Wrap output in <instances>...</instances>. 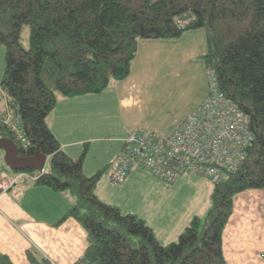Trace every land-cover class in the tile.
<instances>
[{
    "label": "trees",
    "instance_id": "obj_1",
    "mask_svg": "<svg viewBox=\"0 0 264 264\" xmlns=\"http://www.w3.org/2000/svg\"><path fill=\"white\" fill-rule=\"evenodd\" d=\"M24 26L28 48L21 42ZM195 29L208 32L210 51L202 58L216 71L222 94L251 117L255 139L244 166L214 183L205 219L194 217L175 242L163 245L138 215L98 198L108 168L85 175L87 145L70 157L48 119L60 98L100 94L128 77L141 40L178 39ZM0 44L6 49L0 87L32 142L28 151L17 144L18 153L49 156L43 173L14 172L74 198L57 223L73 218L87 233L88 246L74 264H227L222 235L234 198L264 190V0H0ZM0 137L17 143L1 129ZM27 258L54 264L34 249ZM0 264L14 263L0 252Z\"/></svg>",
    "mask_w": 264,
    "mask_h": 264
},
{
    "label": "crops",
    "instance_id": "obj_2",
    "mask_svg": "<svg viewBox=\"0 0 264 264\" xmlns=\"http://www.w3.org/2000/svg\"><path fill=\"white\" fill-rule=\"evenodd\" d=\"M209 51L205 29L187 31L178 39L141 40L124 80L100 94L59 99L48 124L62 150L77 158L87 145L85 175L107 167L110 179L124 139L132 130L146 128L168 135L206 98L207 67L202 57ZM0 113L13 114L5 91L0 92ZM92 155L100 162L90 169L93 173H87V164L93 166L92 162L89 166ZM107 179L97 184L98 198L123 213L138 215L163 245L175 242L191 220L211 206L214 183L197 175H183L167 184L143 169H134L116 189L104 182ZM2 180L11 186L0 192V252L14 264H31L29 249L54 264L78 262L88 246L85 229L73 218L57 225L74 198L37 186L29 175L14 170L0 174ZM263 208V189H248L235 196L222 235L227 264H264Z\"/></svg>",
    "mask_w": 264,
    "mask_h": 264
},
{
    "label": "built area",
    "instance_id": "obj_3",
    "mask_svg": "<svg viewBox=\"0 0 264 264\" xmlns=\"http://www.w3.org/2000/svg\"><path fill=\"white\" fill-rule=\"evenodd\" d=\"M206 76V98L170 134L146 128L128 134L110 175L112 184L121 186L134 169L146 170L167 184H174L183 175L202 176L216 183L244 166L255 139L251 117L222 94L214 69L208 68ZM0 129L22 150L32 148L19 117L0 114ZM10 186L0 181V192Z\"/></svg>",
    "mask_w": 264,
    "mask_h": 264
},
{
    "label": "water",
    "instance_id": "obj_4",
    "mask_svg": "<svg viewBox=\"0 0 264 264\" xmlns=\"http://www.w3.org/2000/svg\"><path fill=\"white\" fill-rule=\"evenodd\" d=\"M0 149L4 151L5 164L14 171L35 169L37 172L43 173L49 160V156L40 150H37L32 156L19 155L17 144L8 137H0Z\"/></svg>",
    "mask_w": 264,
    "mask_h": 264
},
{
    "label": "rangeland",
    "instance_id": "obj_5",
    "mask_svg": "<svg viewBox=\"0 0 264 264\" xmlns=\"http://www.w3.org/2000/svg\"><path fill=\"white\" fill-rule=\"evenodd\" d=\"M29 36H30V28L29 26H24L23 29H22V33H21V42L23 43L24 47L25 48H28L29 46ZM5 54H6V49L3 45L0 44V83L3 79V76H4V72H5V65H6V60H5ZM1 88V87H0ZM4 92L2 89H1V93ZM11 111H12V115L15 116V109L14 107H11ZM101 143H98L97 145H99ZM106 144V143H104ZM95 144H93V148H94ZM103 146V145H102ZM93 152V150H92ZM93 154V153H92ZM0 164L2 165L0 167V174H4V171H10V168L6 166L5 162H4V151L2 149H0ZM93 159H89V166H90V163L92 162V168H88V164H87V173H93L91 172L90 169H93L95 165H97V163L100 162L99 158H97V156L95 155H92ZM100 159L102 160V158L100 157ZM8 169V170H7ZM146 171V170H145ZM148 172V171H147ZM149 173V172H148ZM94 175V174H93ZM92 176V175H91ZM107 176H108V171H105L103 173V176L101 177L102 178H106L107 179ZM154 177V176H153ZM155 178V177H154ZM157 179V178H156ZM158 180V179H157ZM160 181V180H159ZM100 182V181H99ZM104 182H108L109 183V186H111V188L113 189H116V187L118 186H115L114 184L111 183V180L108 178L107 181H104ZM207 212H205V214H203L201 216V218H203V220L205 219V216H206Z\"/></svg>",
    "mask_w": 264,
    "mask_h": 264
}]
</instances>
